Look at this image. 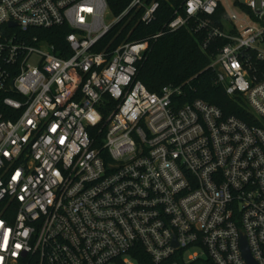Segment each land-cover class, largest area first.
Segmentation results:
<instances>
[{
	"label": "built area",
	"instance_id": "obj_1",
	"mask_svg": "<svg viewBox=\"0 0 264 264\" xmlns=\"http://www.w3.org/2000/svg\"><path fill=\"white\" fill-rule=\"evenodd\" d=\"M224 11L220 24L213 19ZM159 32L203 31L201 50L253 123L181 86L136 79L149 41L96 46L105 0H0V264H264V0H184ZM65 26V47L34 30ZM175 238V240H174ZM189 251L186 256V251ZM177 264V263H173Z\"/></svg>",
	"mask_w": 264,
	"mask_h": 264
},
{
	"label": "trees",
	"instance_id": "obj_2",
	"mask_svg": "<svg viewBox=\"0 0 264 264\" xmlns=\"http://www.w3.org/2000/svg\"><path fill=\"white\" fill-rule=\"evenodd\" d=\"M112 15L120 14L131 0H105ZM149 3L152 0H144ZM158 9L154 20L150 23L141 21V10L129 12L121 21L114 24L96 46V50L106 48V52L126 41H149V49L143 59L136 66L139 80L152 92H159L165 85L181 86L183 95L181 101L202 99L209 104L219 107L225 116L235 117L253 123V117L248 111L247 104L239 95L228 96L223 87L215 83V74L208 68L210 54L214 47L221 45L216 42L208 51L201 50L200 44L205 36L203 31H192L194 20H190L187 27L176 31L165 32L156 40L150 39L173 18L177 10L184 15L180 5L184 0H156ZM213 19L220 24L224 11L218 7ZM65 26L51 29L34 30V33L45 38L56 47H65ZM130 256L136 264H213L207 257L186 263L182 260L181 251L161 263H155L141 247L131 250Z\"/></svg>",
	"mask_w": 264,
	"mask_h": 264
},
{
	"label": "water",
	"instance_id": "obj_3",
	"mask_svg": "<svg viewBox=\"0 0 264 264\" xmlns=\"http://www.w3.org/2000/svg\"><path fill=\"white\" fill-rule=\"evenodd\" d=\"M241 236L242 237H241L240 245H241V251L243 253L244 258L247 260L248 264H257L255 262V260L253 259L251 253H249L245 236H243V235H241ZM174 240H175V238H174Z\"/></svg>",
	"mask_w": 264,
	"mask_h": 264
},
{
	"label": "rangeland",
	"instance_id": "obj_4",
	"mask_svg": "<svg viewBox=\"0 0 264 264\" xmlns=\"http://www.w3.org/2000/svg\"><path fill=\"white\" fill-rule=\"evenodd\" d=\"M112 18H113L112 13H111L110 11H108L107 14H106V16H105V19H106L107 23H108V22H111V21L113 20ZM193 250H194V249H191V250L186 251L184 255L186 256V254H187L189 251H193ZM201 257H202V258H205V256L202 255V254H201Z\"/></svg>",
	"mask_w": 264,
	"mask_h": 264
}]
</instances>
